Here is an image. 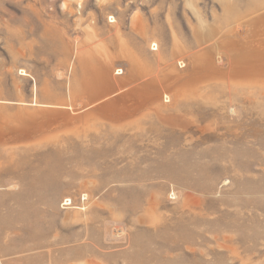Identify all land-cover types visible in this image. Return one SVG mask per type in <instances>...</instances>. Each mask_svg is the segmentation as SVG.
Listing matches in <instances>:
<instances>
[{
	"label": "rangeland",
	"instance_id": "rangeland-1",
	"mask_svg": "<svg viewBox=\"0 0 264 264\" xmlns=\"http://www.w3.org/2000/svg\"><path fill=\"white\" fill-rule=\"evenodd\" d=\"M0 264H264V0H0Z\"/></svg>",
	"mask_w": 264,
	"mask_h": 264
},
{
	"label": "bare ground",
	"instance_id": "bare-ground-1",
	"mask_svg": "<svg viewBox=\"0 0 264 264\" xmlns=\"http://www.w3.org/2000/svg\"><path fill=\"white\" fill-rule=\"evenodd\" d=\"M224 40L225 39H221V44H223V46H227V43H225L224 42ZM253 59H251V61H252ZM238 69H239V67L238 66H234V64H233V67L231 68V72L228 74V75H232V72L233 73H237V71H238ZM242 74V73H241ZM67 204V203H66Z\"/></svg>",
	"mask_w": 264,
	"mask_h": 264
}]
</instances>
